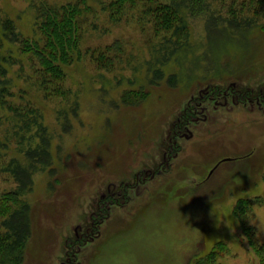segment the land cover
<instances>
[{"label":"rangeland","instance_id":"1","mask_svg":"<svg viewBox=\"0 0 264 264\" xmlns=\"http://www.w3.org/2000/svg\"><path fill=\"white\" fill-rule=\"evenodd\" d=\"M226 1L159 31L143 4L113 19L109 0H0L20 38L45 9L75 7L78 23L58 94L18 45L0 51V195L17 167L29 177L20 264H172L181 243L145 216L165 201L191 223L183 264H264V15ZM229 8L242 9L234 28Z\"/></svg>","mask_w":264,"mask_h":264},{"label":"trees","instance_id":"2","mask_svg":"<svg viewBox=\"0 0 264 264\" xmlns=\"http://www.w3.org/2000/svg\"><path fill=\"white\" fill-rule=\"evenodd\" d=\"M207 1L209 0H163L162 2L159 0H109L108 9L110 17L115 19L123 8L125 10L143 4L144 13L151 15L155 28L159 31H168L175 24H178L175 25V29H179L181 8L184 7L190 17L203 15L208 11ZM241 6L242 9L244 6L252 7L253 16L264 15V0H243ZM74 9L75 7L69 6L45 9L43 13H40L42 23L37 28V36L31 39L20 38L8 24L0 26L2 31H0V51L4 42L18 45L19 52L27 55L28 60L35 65L34 72L39 74L38 85L45 93L60 92L53 81L63 76L61 66L72 60L71 52L78 48L79 38L76 35L78 23ZM241 10L234 11L229 8L226 11L228 17L225 21L228 27L234 28L238 24L236 19L242 14ZM7 62L5 57L0 56V109L10 108L8 98L11 94L6 79L7 70L4 67ZM10 110L13 111V109ZM20 168L17 167L14 170L18 187L0 195V217L3 219L0 221V264H20L23 259V248L30 234L27 210L19 198L23 195V186L26 182L28 184L29 177L25 172L23 175V170L20 171ZM107 218L108 215H105L99 220V224L101 225ZM254 245L255 249L262 251L261 246H258L256 242Z\"/></svg>","mask_w":264,"mask_h":264},{"label":"clouds","instance_id":"3","mask_svg":"<svg viewBox=\"0 0 264 264\" xmlns=\"http://www.w3.org/2000/svg\"><path fill=\"white\" fill-rule=\"evenodd\" d=\"M179 205V203L174 204L167 201L158 202L147 209L145 213L146 218L156 222L159 240L164 241L171 236L181 243L178 253L172 257V264H183L184 257L189 251L187 242L191 239L189 217L182 215ZM160 259V257L152 258L153 264ZM129 264H135V261H129Z\"/></svg>","mask_w":264,"mask_h":264},{"label":"flooded vegetation","instance_id":"4","mask_svg":"<svg viewBox=\"0 0 264 264\" xmlns=\"http://www.w3.org/2000/svg\"><path fill=\"white\" fill-rule=\"evenodd\" d=\"M228 159H229V158H228ZM229 160H231V159H229ZM229 160H228V161H229ZM83 238H84V237H83ZM83 238H82V239H83ZM88 242H89V240L86 239L84 242H82V244H87ZM79 244H80V243H78L77 245H79Z\"/></svg>","mask_w":264,"mask_h":264},{"label":"water","instance_id":"5","mask_svg":"<svg viewBox=\"0 0 264 264\" xmlns=\"http://www.w3.org/2000/svg\"><path fill=\"white\" fill-rule=\"evenodd\" d=\"M227 160H229V159H225L224 161H227Z\"/></svg>","mask_w":264,"mask_h":264}]
</instances>
